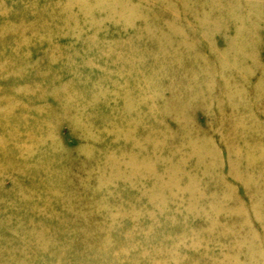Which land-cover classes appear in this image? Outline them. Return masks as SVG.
Segmentation results:
<instances>
[{
	"label": "rangeland",
	"instance_id": "rangeland-1",
	"mask_svg": "<svg viewBox=\"0 0 264 264\" xmlns=\"http://www.w3.org/2000/svg\"><path fill=\"white\" fill-rule=\"evenodd\" d=\"M60 1L0 0V264H253L237 243L264 249V90L222 51L262 60L264 0H106L58 27Z\"/></svg>",
	"mask_w": 264,
	"mask_h": 264
},
{
	"label": "bare ground",
	"instance_id": "bare-ground-1",
	"mask_svg": "<svg viewBox=\"0 0 264 264\" xmlns=\"http://www.w3.org/2000/svg\"><path fill=\"white\" fill-rule=\"evenodd\" d=\"M105 2H106V0H61L60 2L57 3V8L59 9V14L61 15L59 17V20H58L59 21L58 27L66 26L70 19H74L75 17L79 16V14H82L84 17L85 16L86 17H93L92 15L96 14V12L97 13H100V15L103 12L107 13L106 9H103L101 7V6H104V3ZM71 3H73V4H71ZM53 5H51V6L53 7ZM131 5H133V7ZM138 5L142 6V9L139 10V13L137 12L138 10H135L134 9V7L135 8L136 7L139 8ZM146 5H149V4L142 5L139 0H136V1H132L131 4H130V6L132 7V9L131 8H130L131 10L129 8H127V9L129 10V14L130 15H133L134 13H137L138 15H140V14H142V10L147 11ZM170 9H171V6H168L167 9H163V10L158 11V12L156 10H154L153 13H151V14H153V16L156 15L157 18H158V16H159V18H163V15L166 12L171 11ZM251 9H252V11L255 14V17L257 19H259V18L262 19V17L264 16V4L263 3L259 2V1H257L256 3H253V4L251 3ZM46 10H45V12L48 13V11H46ZM55 10H57V9H55ZM208 11H210V10H208ZM49 15L52 17L51 13H49ZM141 18H143V17H141ZM144 18H147V17H144ZM50 19H54V17H52ZM49 23H52V22H49ZM251 26L252 27L249 29V32L261 34V31L259 30V24L257 23V20L254 21L253 23H251ZM58 27H57V29H60ZM16 28L19 29V30L24 29V27H22V26L16 27ZM30 28H32V27H30ZM40 28H41L40 26L34 25V29L39 30ZM2 29H4V28H2ZM2 29H1V31H2ZM51 30H53V27H51V24L47 25L46 31L48 33H50ZM13 31H15V30H13ZM56 31H58V30H56ZM42 37L43 38H46L45 36H42ZM245 45L246 44H244V41H242L239 45L237 44V46H238L237 49H234L233 51H230V50L222 51V53L224 54L225 52H227L229 54H232V57H230L232 59L231 61H234V58L235 57H238V61L236 60V63L235 62H233V63L236 64L237 67L238 66L241 67V73H240L241 74V77L240 78L241 79H245L246 77L245 76L242 77V75H245L246 73H252V74L255 73L253 75L256 76V74H257V76H258V81L255 83V85H259L260 88L264 90V57L261 60V57H259L258 54L257 55L256 54H251V55L244 54ZM185 48H186L187 54L189 52H192V49L190 50V46L189 45L187 47H185ZM182 51H184V49H182ZM175 62H174L175 65H178V64L181 65V63L179 61H175ZM177 67L178 68H181L183 66H181V67L177 66ZM180 70L183 71V78L186 77V79H189L190 77H192V78H198L199 77V76L196 75L197 73L195 72V69H192L190 71V73H189L190 76H189V74L186 71H184V69H180ZM240 74H239V76H240ZM223 79L225 81L223 83L222 88H221V84H219V88H220V90H219L220 94L219 95L221 97H223V95H225L228 98H232V99H234V98L243 99V97H240L241 96V90H239V87L233 89L232 88L233 86H231V84L228 83V80H227L228 78H223ZM209 87H210L209 86V83L207 82V79H206V81L203 84H201V86L199 85L197 88H194L195 91H192L191 92V95H193V97H198V95L200 93L205 94L206 91L207 92L210 91L209 90ZM262 92H264V91H262ZM208 94L210 95V93H208ZM221 112L223 113V114H221L222 116H226L227 115L226 112H225V110H222ZM194 147H196V145H194ZM196 148H198V147H196ZM188 152H187L188 155H193L194 154L192 151L189 152V153ZM194 152H195V154L197 153L195 150H194ZM231 154H232V152H231ZM236 156H237V158H239V155H236ZM237 158L235 157L236 160H234L232 157L230 159V165L232 166L230 172L232 173L233 171H235V174L236 175H238V171L235 170L236 164H237L236 162L240 159V158L239 159H237ZM253 160L254 159H251L249 161L250 162H253ZM256 161H258V160H256ZM260 174L262 176L263 175V171H260ZM194 187H195V185H194ZM257 192H259L261 194V193H263V190H261L259 188ZM253 201H255V200L253 199ZM257 202L256 201L253 202L252 203V207L250 209L253 212V215L257 218V220L260 221L263 218L261 217V215H259L257 213L258 210H259V208H258L259 207V202L258 203ZM242 207H244V205L242 203H238L235 207H232V209H226L225 210V213H226L227 216H229V214H233V215L239 214V215H241L242 218H243L242 221L240 220L241 226L242 227L243 226H249L250 225L249 224L250 223V217L247 216V215H245V214H243L244 211L241 210ZM234 209H236V210H234ZM263 221H264V219H263ZM247 234H249L251 236L250 237L251 238L250 243L247 246L244 244V241L250 240V239H246V233H245L242 236L243 237L242 238V241L243 242L238 241L237 244H240L242 247H244L245 248V251H251L249 255H246V256H249V257H246L247 260H250L253 264H258V261H260V258L261 257L264 258V249L261 250V248L258 245H256V237H257L256 232L250 231ZM235 246L236 245L229 246V247H227V250H231L233 247L235 248ZM253 247H255V250L256 251L254 250ZM257 255L259 257H257ZM217 261L219 262V264L220 263L221 264H243V262H240L239 261V258L238 257H232V256H230L227 253H225L223 255V258L221 260H217Z\"/></svg>",
	"mask_w": 264,
	"mask_h": 264
}]
</instances>
